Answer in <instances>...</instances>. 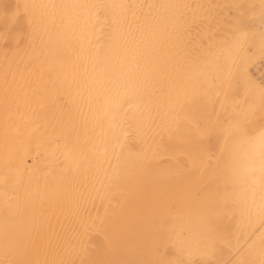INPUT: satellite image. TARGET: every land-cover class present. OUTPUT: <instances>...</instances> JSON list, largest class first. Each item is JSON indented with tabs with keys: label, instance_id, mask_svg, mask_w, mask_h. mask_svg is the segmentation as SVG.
Wrapping results in <instances>:
<instances>
[{
	"label": "bare ground",
	"instance_id": "6f19581e",
	"mask_svg": "<svg viewBox=\"0 0 264 264\" xmlns=\"http://www.w3.org/2000/svg\"><path fill=\"white\" fill-rule=\"evenodd\" d=\"M0 264H264V0H0Z\"/></svg>",
	"mask_w": 264,
	"mask_h": 264
}]
</instances>
